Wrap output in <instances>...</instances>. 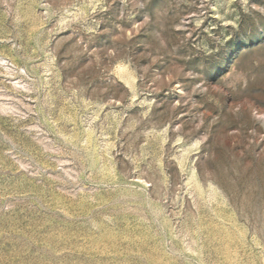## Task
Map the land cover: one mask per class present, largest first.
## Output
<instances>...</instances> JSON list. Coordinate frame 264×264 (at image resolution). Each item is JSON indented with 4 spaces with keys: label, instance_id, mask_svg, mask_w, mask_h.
<instances>
[{
    "label": "rangeland",
    "instance_id": "374dc122",
    "mask_svg": "<svg viewBox=\"0 0 264 264\" xmlns=\"http://www.w3.org/2000/svg\"><path fill=\"white\" fill-rule=\"evenodd\" d=\"M0 264H264V0H0Z\"/></svg>",
    "mask_w": 264,
    "mask_h": 264
}]
</instances>
